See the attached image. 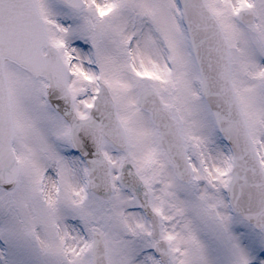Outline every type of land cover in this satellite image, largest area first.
Instances as JSON below:
<instances>
[{"label":"snow or ice","instance_id":"6c2138e0","mask_svg":"<svg viewBox=\"0 0 264 264\" xmlns=\"http://www.w3.org/2000/svg\"><path fill=\"white\" fill-rule=\"evenodd\" d=\"M0 264H264V0H0Z\"/></svg>","mask_w":264,"mask_h":264}]
</instances>
